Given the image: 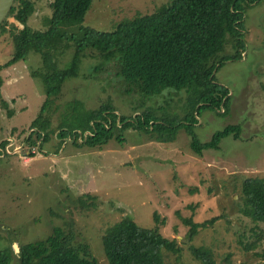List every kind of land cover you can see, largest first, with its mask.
<instances>
[{
  "label": "rangeland",
  "instance_id": "rangeland-1",
  "mask_svg": "<svg viewBox=\"0 0 264 264\" xmlns=\"http://www.w3.org/2000/svg\"><path fill=\"white\" fill-rule=\"evenodd\" d=\"M34 1L29 26L41 31L50 13L46 0ZM169 2L95 0L84 26L110 32L118 23L152 15ZM243 25L241 58L226 62L216 73L218 83L230 90V112L206 111L195 127L199 140L207 142L224 127L238 125L239 139L225 138L219 150H205L202 156L192 151L184 130L175 141L160 143L131 129L123 132V144L113 139L102 148L57 139L56 128L73 100H81L84 109L110 102L117 114L133 118L144 110L139 104L145 98L125 94L113 74L96 73L100 62L94 58L85 59L79 78L63 84L52 109L53 134L40 152L32 149L30 156L32 150L24 139L32 132L30 124L44 99L42 84L31 77L41 65L40 57L30 54L25 62L4 70L0 144L10 143L8 154L0 157V250L18 252L22 245L44 240L52 228H61L71 231L77 245L88 244L99 264H108L103 249L106 230L123 218L152 230L157 214L165 222L159 227L162 236L176 240L182 249L180 257L168 255L167 264H202L191 247L212 250L216 264H226L228 255L231 264H264L263 226L253 225L239 213L242 181L264 178V0L246 11ZM236 50L230 39L221 56ZM13 52L9 36L0 37V64L9 61ZM69 54L59 57V68L67 65ZM2 99L9 102L8 109ZM186 102V91L165 90L147 98L146 107L159 116L183 118ZM9 110L14 112L12 118ZM88 194L97 198L96 208L83 211L78 198ZM191 218L197 224L217 221L191 242L183 223Z\"/></svg>",
  "mask_w": 264,
  "mask_h": 264
},
{
  "label": "trees",
  "instance_id": "trees-1",
  "mask_svg": "<svg viewBox=\"0 0 264 264\" xmlns=\"http://www.w3.org/2000/svg\"><path fill=\"white\" fill-rule=\"evenodd\" d=\"M261 1L170 0L152 15H136L132 20L118 23L113 31L102 32L84 26L95 0H46L50 14L43 20L41 31L29 26L35 14V1L15 0L0 27V37L9 36L14 52L9 61L0 64V74L25 62L30 54H37L41 65L31 77L40 81L44 92L36 118L30 124L32 132L24 139L27 147L40 152L50 140L54 102L65 82L79 78L86 58L98 59L96 73L113 74L125 94L143 96L139 109L144 110L133 118L117 114L110 102L96 109H84L81 100H73L56 128L55 136L62 143L75 140L78 146L102 148L115 139L123 144V132L131 129L157 142L170 143L184 130L191 139L192 151L202 156L205 150H219L225 138L239 139L238 125L224 127L207 142L199 140L195 127L206 111L221 114L223 110L222 115L229 114L230 90L218 83L216 73L226 62L241 58L245 13ZM230 39L237 50L232 55L221 56ZM65 53H70L69 60L65 67L59 68V57ZM2 85L0 75V94ZM165 90L186 91L183 118L159 116L154 109L146 107L147 98ZM1 104L9 108L6 99ZM159 110L165 112L163 108ZM13 115L9 110L8 116ZM79 139L83 143L79 144ZM96 200L88 194L78 198L77 204L83 211L92 210L96 208L93 203ZM239 204L240 215L264 229V178L242 181ZM154 221L152 230L140 228L131 218H123L107 229L103 249L108 264H167L168 255L180 257L182 249L176 240H168L160 233L159 227L165 222H160L157 214ZM216 221L197 224L192 218L183 220L189 228L187 239L192 242L200 230L215 225ZM189 251L202 264H216L210 249L191 247ZM14 255L11 248L0 250V264H99L88 244L77 245L71 231L61 228H52L44 240L22 245ZM230 258L231 255L226 257V264H231Z\"/></svg>",
  "mask_w": 264,
  "mask_h": 264
},
{
  "label": "water",
  "instance_id": "water-1",
  "mask_svg": "<svg viewBox=\"0 0 264 264\" xmlns=\"http://www.w3.org/2000/svg\"><path fill=\"white\" fill-rule=\"evenodd\" d=\"M14 3L15 0H0V27L2 26L4 21L8 18L10 12L14 7Z\"/></svg>",
  "mask_w": 264,
  "mask_h": 264
},
{
  "label": "flooded vegetation",
  "instance_id": "flooded-vegetation-1",
  "mask_svg": "<svg viewBox=\"0 0 264 264\" xmlns=\"http://www.w3.org/2000/svg\"><path fill=\"white\" fill-rule=\"evenodd\" d=\"M4 142H8V141H4ZM4 142L0 144V153H1V154H0V157H1V156H2V157H5V156L8 154L7 146H8V144L10 143V141H9L6 145L3 146ZM14 252H15V254H18V253H19V251L16 252V250H15ZM15 256H16V255H15Z\"/></svg>",
  "mask_w": 264,
  "mask_h": 264
}]
</instances>
